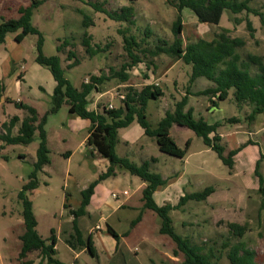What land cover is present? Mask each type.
Returning <instances> with one entry per match:
<instances>
[{
  "label": "rangeland",
  "instance_id": "374dc122",
  "mask_svg": "<svg viewBox=\"0 0 264 264\" xmlns=\"http://www.w3.org/2000/svg\"><path fill=\"white\" fill-rule=\"evenodd\" d=\"M91 1L101 4L108 12L132 6L134 24L113 20L106 12H96L78 0H45L34 11L32 25L43 37V54L60 58L65 75L74 87L81 88L91 76L106 77L98 85V91L103 95L93 91L92 107L97 105L100 111L109 105L118 108L123 105L130 88L141 90L146 85H158L164 90V96L150 100L147 106V119L156 128L165 112L173 110L186 93L200 91L210 85L206 78L190 84L192 68L183 61L166 54L150 57L142 52V49H152L158 40L173 43L172 27L178 11L172 6V0H136L133 3L130 0ZM30 4L31 0H0V18H18L19 7ZM250 6L264 12V0H253ZM84 16L91 19L88 26ZM247 21H251L255 30L253 36L247 28ZM182 25L184 44L201 38L210 41L227 29L230 37L244 42L238 49L242 59L245 60L249 54L264 57V26L253 14L224 11L215 18L202 10L192 12L184 9ZM127 27L129 34L141 42L137 54L143 62L129 70V80L122 82L118 77L113 78L112 69L120 71L123 65L131 63L121 33ZM146 28L152 32L147 38ZM16 34H8L5 42L0 43V80L4 84L0 99V134L4 132L3 124L11 118L17 116L21 122L27 115L25 110L17 108L15 102L33 106L41 117L47 114L45 129L51 162L39 174V187L30 199L41 236L49 238L51 229L58 226L56 258L65 264H183L182 253L174 256L176 245L172 239L160 234L161 219L155 212L144 210L141 221L133 226L143 208V182L121 168H116V176L100 182L95 197L98 206L95 209L92 205L93 213L79 219L85 236L93 235L96 257L86 249L74 252L65 244L63 237L72 231L73 220L65 204L74 209L79 207L82 189L98 180L106 171L108 161L96 153L91 155V150L82 153L89 128L84 120L69 112L66 104L52 112L56 83L48 68L35 61L40 35L29 34L17 43L14 40ZM87 40L90 46L85 44ZM69 51H74L76 59L69 60ZM76 60L79 64L69 68ZM233 93L232 89L230 98L219 102L217 107L211 106L208 97L189 95L184 110L191 112L196 119L221 124L218 132L222 136V144L227 146L226 154L242 147L235 157L232 171L192 130L177 124L170 129L176 144L184 148L187 140H191L183 159L161 152L155 138L141 137V128L136 122L119 131L115 151L118 156L126 157L137 165L149 161L152 172L168 179L154 193L158 206H177L185 194L201 192L212 186L214 192L206 200H191L170 211L175 233L203 247L205 252L213 249L221 264H228L227 251L237 242L255 252L256 264H264V196L258 191L259 180L254 175L256 162L261 158L259 171L264 177V114L249 122L250 106L238 107ZM233 118L240 119V122H229ZM19 125L14 128V134H17ZM248 141H251L250 145ZM1 145L0 140V244H4V237H7V243L11 245L16 235L24 231L18 193L33 170L39 136L36 133L29 145ZM68 151L72 156L65 155ZM152 158L156 161L152 162ZM124 191L128 195H124ZM102 215L107 217L102 220ZM230 223L245 226L241 238L230 232ZM108 225L121 236L119 250L107 232ZM100 236L105 239H100ZM224 242L229 246L224 248ZM110 243H114L115 248ZM28 260L39 264L38 252L31 253Z\"/></svg>",
  "mask_w": 264,
  "mask_h": 264
},
{
  "label": "trees",
  "instance_id": "16d2710c",
  "mask_svg": "<svg viewBox=\"0 0 264 264\" xmlns=\"http://www.w3.org/2000/svg\"><path fill=\"white\" fill-rule=\"evenodd\" d=\"M45 0H31L28 6H20L18 9L19 17L3 19L0 18V43H4L8 34L17 33L14 40L21 43L24 37L29 34L40 35L38 42V55L36 63L48 68L55 81V88L52 94V112H57L64 104L68 106L71 114L77 115L83 120H89V128L86 145L90 148L91 155H97L106 159L109 163L106 171L102 173L98 180L89 184L81 191V203L78 208H72L65 204V208L70 211L72 220V231L68 236L63 237L65 244L74 252H80L86 249L92 257H96L94 238L91 233L85 236L80 228L79 219L90 216L88 206L92 196L95 193L96 186L103 180L116 176V168H121L133 176L139 177L146 186L142 191L143 208L138 217L133 221V226L142 219L144 210L155 212L161 219L160 234L169 236L175 243L174 256L179 253L184 255L183 264H221L220 257H217L213 249L209 248L205 252L203 247L192 243L175 233L170 211L180 208L191 200L203 201L214 192L212 186L205 188L201 192L185 194L177 206L165 204L158 206L154 201V193L157 189L167 183L168 179L163 178L159 173L150 170L149 161L141 165L131 162L126 157H120L116 154L115 148L119 140V131L128 128L136 122L143 130L144 135L155 138L159 150L168 155L183 159L185 158L191 140H187L185 147L181 148L176 144L170 135V129L174 124L184 126L192 130L196 136L202 139L203 143L213 150L229 171L234 169L235 157L242 150V147L227 151V146L222 144V136L218 132L220 123L210 124L202 118L196 119L191 112H185L189 95L208 97L211 106L217 107L219 102L230 98V91L233 89V100L238 107L248 105L251 111L247 117L249 122H254L258 115L264 114V57L249 54L247 58L242 59L238 49L244 45V42L238 38H232L227 29L216 34L210 41L198 39L194 42L184 44L181 33L182 11L189 9L192 12L200 10L207 12L215 18L223 14L224 11L232 14L246 12L260 18L264 26V12L256 10L250 6L253 0H172V6L178 11V16L173 23L172 31L174 41L172 44L167 41L158 40L152 49H142L145 55L156 57L166 54L176 60L183 61L192 68L190 84L196 82L199 78H206L210 85L200 91L186 93V95L175 104L173 110L165 112V116L160 120L156 128H153L147 119V106L150 100H157L164 96V90L158 85H146L141 90L130 88L123 99V105L118 108H108L106 106L97 110L88 108V98L93 91H98V85L102 84L106 77L91 76L90 80L83 83L81 88L74 87L65 75V70L61 66V60L58 56H45L42 52L43 37L39 30L32 25L34 11ZM91 6L96 12H106L110 18L118 22L124 21L130 25L134 24V8L132 6L122 7L119 11L108 12L105 8L91 0H78ZM132 3L136 0H130ZM90 18L84 16L85 25L90 24ZM247 28L251 35H254V28L251 21H247ZM127 27L121 30L123 34L124 48L131 59V63L123 65L120 71L112 69L113 78H120L122 82L129 80V70L139 63H142L137 49L141 48V42L133 34H129ZM152 35L150 28H146L145 37ZM144 42V40H143ZM68 44V42H65ZM90 46L89 41H85ZM88 51H90L88 49ZM69 60L76 59L74 51H69ZM70 64L69 68L76 66ZM4 92V84L0 80V99ZM99 92V91H98ZM19 109L27 112V115L20 122L17 116L10 119L8 123L3 124L4 132L0 134L2 147L4 145H29L34 141V136L38 133L39 145L36 150V160L33 163V170L29 173L27 182L18 193V200L21 204V216L24 224V231L20 235L21 250L18 256L20 264H34L28 260L29 254L38 252L40 257L39 264H65L56 258L55 249L57 236L54 229L50 231V237L42 238L38 233V222L33 210V203L30 195L39 187V174L44 171V167L49 165L50 149L48 147L47 131L45 125L47 114L40 116L38 111L22 101L15 102ZM210 106V108H211ZM229 122H240V119H229ZM20 123L17 134L13 133L16 125ZM251 144V141H248ZM67 154H70L68 152ZM152 162L156 159L152 158ZM261 158L257 160L254 175L259 180V193L264 196V177L260 173ZM229 230L236 237H242L245 233V226L237 223H230ZM107 232L114 238L116 249L119 250L121 236L113 229L107 226ZM223 247L229 246V243H222ZM228 264H256L255 252L245 248L241 242L234 243L227 251ZM155 264V263H154Z\"/></svg>",
  "mask_w": 264,
  "mask_h": 264
},
{
  "label": "crops",
  "instance_id": "0c3cea01",
  "mask_svg": "<svg viewBox=\"0 0 264 264\" xmlns=\"http://www.w3.org/2000/svg\"><path fill=\"white\" fill-rule=\"evenodd\" d=\"M24 6V5H23ZM98 94H100V95H103V94H101V93H99L98 92ZM93 93L89 96V98H88V101H89V103H88V108L90 109V110H97V109H99V107L97 106V105H95V106H93L92 107V105L90 104V99H92V97H93ZM83 120V119H82ZM85 121V123L87 124V126H88V128H90V126H91V123H90V121L89 120H84ZM214 123H218V122H214ZM210 124H213V123H210ZM88 133H89V131H88ZM140 136L141 137H144V136H146V135H144V132H143V130L142 129H140ZM88 137V136H87ZM86 140H87V138H85V140L83 141V145H82V153H86L88 150H90V148L86 145ZM64 141H66V140H64ZM49 142V141H48ZM233 150V149H232ZM69 152V151H68ZM68 152H66L65 153V155L66 156H72V152H70V154H67ZM96 155H97V153H96ZM108 165H109V163L107 162L106 163V169H107V167H108ZM105 181V180H104ZM142 181V180H141ZM143 182V181H142ZM99 186H100V183L96 186V188H95V193H94V195L92 196V199H91V202H90V205L88 206V211H89V213L90 214H92L93 212H92V205H95L94 207H95V209H96V207L98 206L97 205V202L95 201V197H96V194H97V190H98V188H99ZM146 186V184L143 182V184H142V189L144 188ZM83 190V189H82ZM118 208H120L121 207V205H118L117 206ZM116 207V208H117ZM78 208V207H77ZM102 220L103 219H105L107 216H105V215H102ZM37 219V218H36ZM38 222V221H37ZM57 228H58V226L56 227V228H53L54 230H55V233H56V236L58 235L59 236V231H57ZM37 230H38V226H37ZM22 233L23 232H19L17 235H16V238H15V240H14V243L13 244H11V245H8V243H7V237H4V244L1 242V244H0V264H20V262L18 261V256H19V253H20V250H21V241H20V239H19V237H20V235H22ZM38 233H39V231H38ZM40 234V233H39ZM58 236H57V243H56V246H55V249L57 248V244H58V240H59V238H58ZM42 238H44L43 236H42ZM102 238V240H104L105 239V237H101L100 236V239ZM44 239H47V238H44ZM111 244V247L112 248H115V245H114V243L112 244V243H110ZM94 245H95V241H94ZM56 251H57V249H56ZM31 254H29V256H30Z\"/></svg>",
  "mask_w": 264,
  "mask_h": 264
},
{
  "label": "built area",
  "instance_id": "2783aa9c",
  "mask_svg": "<svg viewBox=\"0 0 264 264\" xmlns=\"http://www.w3.org/2000/svg\"><path fill=\"white\" fill-rule=\"evenodd\" d=\"M108 108L111 109V108H113V106H112V105H109ZM123 194H124V195H128V192H127V191H124ZM113 197L117 198V196H116L115 194H113ZM97 228L100 229V226H97Z\"/></svg>",
  "mask_w": 264,
  "mask_h": 264
}]
</instances>
